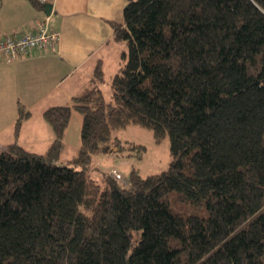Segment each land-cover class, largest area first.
Segmentation results:
<instances>
[{"label":"trees","instance_id":"1","mask_svg":"<svg viewBox=\"0 0 264 264\" xmlns=\"http://www.w3.org/2000/svg\"><path fill=\"white\" fill-rule=\"evenodd\" d=\"M111 26L125 48L110 99L98 63L70 105L43 110V151L17 142L30 114L17 103L0 148V264H264V0H126ZM72 107L80 145L60 164ZM130 123L168 138L167 168L91 177Z\"/></svg>","mask_w":264,"mask_h":264},{"label":"crops","instance_id":"2","mask_svg":"<svg viewBox=\"0 0 264 264\" xmlns=\"http://www.w3.org/2000/svg\"><path fill=\"white\" fill-rule=\"evenodd\" d=\"M42 2V8L35 9L27 0H0V36L34 30L36 21L46 17L48 29L58 32L53 48L33 49L10 62L0 56V139L5 134V139L10 137L0 142V148L14 136L10 130L17 117L18 102L30 111L21 123L16 138L19 143L26 144V138L37 139L32 129L24 131L38 125L45 129V141L50 142L52 132L47 124L43 125V110L50 105H70L72 96L83 88L96 64L101 65L105 76L108 64L115 72L120 63L124 47L122 42L113 40L111 21H122L126 0ZM47 3L51 4L49 15L44 12ZM34 111L40 115L38 118H33Z\"/></svg>","mask_w":264,"mask_h":264},{"label":"rangeland","instance_id":"3","mask_svg":"<svg viewBox=\"0 0 264 264\" xmlns=\"http://www.w3.org/2000/svg\"><path fill=\"white\" fill-rule=\"evenodd\" d=\"M122 44L125 48L123 42ZM111 70L112 65L108 64V68L105 70L104 80L101 83V89L106 100L110 99L111 96L110 79L114 73ZM71 109L72 112L70 119L65 129L66 137L64 138V146L60 156L57 158V162L60 164L68 163V159L76 154L80 145L81 114L77 109L73 107ZM32 115L33 118H38V116H40L35 111ZM45 124L49 127L47 122H43V125ZM30 129H32L31 132L34 131L36 133L38 138L30 139L28 137L30 140L26 138L24 140V143H26L24 146L27 149H35L36 151H43L46 149L49 142L44 139L45 129L38 125L35 128H26L24 132L27 133ZM13 130L14 125L10 131L13 132ZM113 134L122 140L124 149L121 150V152L113 151L104 155H93L88 168L91 177L99 179L101 172L107 171V173L112 175L111 172L115 170L120 174V183L125 184L128 172L131 168H136L142 176H145L147 174L156 173L166 169L169 165L170 155L167 137H165L161 142H155L151 129L134 123H130L125 127L113 130ZM5 137L6 134L1 137L0 142L4 143L10 138L5 139ZM13 137L10 142L15 140ZM30 141H34L35 144H27V142ZM17 142L19 143L18 139ZM127 142L138 143L142 146V149L139 150V147H129V143ZM1 146L3 147L5 144H1Z\"/></svg>","mask_w":264,"mask_h":264},{"label":"built area","instance_id":"4","mask_svg":"<svg viewBox=\"0 0 264 264\" xmlns=\"http://www.w3.org/2000/svg\"><path fill=\"white\" fill-rule=\"evenodd\" d=\"M58 39L57 31L47 27V17L36 21L34 30H23L0 36V56L7 62L28 54L33 49L54 47ZM111 174L119 179L120 174L113 170Z\"/></svg>","mask_w":264,"mask_h":264},{"label":"water","instance_id":"5","mask_svg":"<svg viewBox=\"0 0 264 264\" xmlns=\"http://www.w3.org/2000/svg\"><path fill=\"white\" fill-rule=\"evenodd\" d=\"M50 9H51V4H49V3L45 4L44 12H45L46 15L50 14Z\"/></svg>","mask_w":264,"mask_h":264}]
</instances>
